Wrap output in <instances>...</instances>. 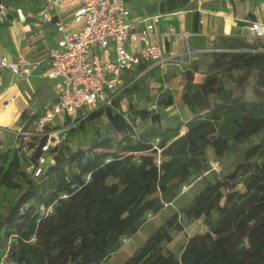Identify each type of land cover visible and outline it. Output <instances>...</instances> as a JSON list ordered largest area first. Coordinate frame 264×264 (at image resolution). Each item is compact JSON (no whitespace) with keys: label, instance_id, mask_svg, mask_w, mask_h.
<instances>
[{"label":"trees","instance_id":"trees-1","mask_svg":"<svg viewBox=\"0 0 264 264\" xmlns=\"http://www.w3.org/2000/svg\"><path fill=\"white\" fill-rule=\"evenodd\" d=\"M251 46L255 51L203 53L208 72L200 83L194 80L200 61L185 70L181 99L192 117L183 135L181 126L169 129L172 133H138L122 116L120 140L97 138L90 148H59L55 163L37 179L22 171V160L28 159L18 150L12 157L0 154V195L3 188L20 192L0 218V232L16 241L10 249L13 264H103L123 239L149 222L148 214L157 215L193 175L210 168L208 147L220 158L233 144L264 132V52ZM249 86L252 99L246 97ZM119 102L85 120L105 114L113 119ZM160 103L171 107L174 97ZM130 112L160 126L159 113L132 105ZM240 179L245 191H232ZM222 188L230 191L224 195ZM39 205L51 211L41 216ZM196 212L205 216L208 230L190 236L179 255L161 251L163 242L173 240V230L184 229L174 214L123 264H264V139L246 150L233 173L209 186Z\"/></svg>","mask_w":264,"mask_h":264},{"label":"built area","instance_id":"built-area-1","mask_svg":"<svg viewBox=\"0 0 264 264\" xmlns=\"http://www.w3.org/2000/svg\"><path fill=\"white\" fill-rule=\"evenodd\" d=\"M132 13L126 0H44L41 20L53 24L60 34L56 47L38 60L12 61L0 54V70L27 78L45 65L47 78L61 80L59 91L41 113L25 119L15 131L17 150L29 160L34 179L55 163L56 151L80 122L94 111L113 107L136 81L137 67L183 63L184 55L166 56L161 46L151 42L159 16L136 19ZM7 14V3L0 2V25ZM71 23L76 27L70 28ZM250 30L264 37L263 24L252 22ZM164 34L170 36L172 30ZM258 51L264 52V48ZM187 54L192 59L191 53ZM60 116L66 119L56 123ZM158 145L156 138L153 146L161 164ZM38 150L40 154L34 159Z\"/></svg>","mask_w":264,"mask_h":264},{"label":"crops","instance_id":"crops-1","mask_svg":"<svg viewBox=\"0 0 264 264\" xmlns=\"http://www.w3.org/2000/svg\"><path fill=\"white\" fill-rule=\"evenodd\" d=\"M126 1L133 11V18L160 17L151 42L161 46L166 56L184 55L186 58L187 53H191L193 60L200 53L210 51H252V44L258 45V50L264 48V37L256 36L250 30L252 22L264 25V0ZM0 2L8 5V14L0 25V54L8 55L12 61L19 58H45L50 49L56 47L60 34L53 24L41 20L44 0ZM74 27L76 24L71 23L70 28ZM170 29L172 34L165 36V31ZM184 64L174 62L164 67L141 65L135 69V77L140 80L144 73L155 72L159 68H162L163 73L165 68H170L178 74L173 82L182 83L174 96V102L183 103ZM46 68L45 65L38 68L27 78L19 77L6 69L0 70V154L8 153L10 157L13 156L17 150L16 129L25 119L39 115L59 91L61 80L47 78ZM194 80L200 83L204 77L196 72ZM131 105L132 103L129 108ZM23 115H26L25 119ZM65 119L66 117L60 116L56 123Z\"/></svg>","mask_w":264,"mask_h":264},{"label":"rangeland","instance_id":"rangeland-1","mask_svg":"<svg viewBox=\"0 0 264 264\" xmlns=\"http://www.w3.org/2000/svg\"><path fill=\"white\" fill-rule=\"evenodd\" d=\"M212 52L222 51H210L208 53ZM198 61H200V64H198L199 76L205 78L208 72V60L203 59V53H200L198 58L193 57V60L190 59L189 54H187V57L183 58V64L186 63L184 64L185 66H182L184 69L183 72ZM161 72L162 68L157 69L155 72L144 73L140 80H136L130 85L119 98L122 103H120L118 107L112 109L114 115L113 119L105 114L98 119L84 120L79 123L78 127L70 133L69 139L62 145L61 150H75L80 146L83 148H90L97 138L103 139L106 137H113L115 141L120 140L124 134L119 121V118L122 116L127 119L126 121L136 126L138 133L152 135L154 133L153 131L156 132V130L172 133L169 129H175L181 126L180 135H183L187 131L185 124L192 117L188 108L181 102H174V105L171 107H165L160 103V100L166 99L168 95L174 97L179 91L178 88L182 83L178 82V84H175L173 82V78L177 77L178 74H175L170 68H165L163 73ZM246 97L248 99L253 98L250 86L248 87ZM177 100H179V98ZM131 103L135 109H147L153 113H159L161 115L160 126L157 127L152 124L150 119L142 120L140 117L133 116L129 108ZM156 138L157 137L153 138V141H155ZM263 139L264 132L253 135L241 143L233 144L231 149L220 158L216 157L211 147H208L206 150V157L209 160L210 168L203 173L193 175L191 179L181 187L177 196L171 202H166L164 208L157 215L153 216L148 214L146 220L149 222L144 225L136 235L123 239L121 248L113 253L103 264H123L139 246L146 242L150 234L174 214L178 215L179 221L184 229L182 231L173 230L172 237H174V239L171 242H163L161 251L163 253L172 251L179 255L190 236L201 234L208 230L205 224V216L202 215L198 217L196 211L202 201L208 197L209 186L214 184L218 179H223L228 174L233 173L236 167L243 162L246 150L251 146L261 143ZM258 156L257 154L254 160H257ZM21 169L27 177H31L29 160H22ZM71 169L70 167V170ZM113 181L115 180H110V182ZM229 191L230 190L227 188H222L224 195ZM232 191H245L241 179L237 182ZM19 193L18 190L14 189H2L0 195V218L7 213L10 205L16 200ZM29 208L30 204H27L24 206L23 211ZM36 209L41 216H45L50 212L51 207L46 208L43 205H39ZM213 217H217L216 213L213 214ZM15 242V238L11 237L7 239L4 231L0 232V264H13L10 258V249Z\"/></svg>","mask_w":264,"mask_h":264}]
</instances>
